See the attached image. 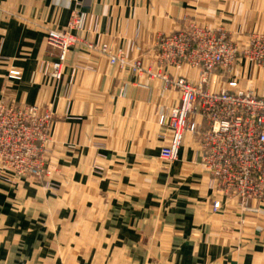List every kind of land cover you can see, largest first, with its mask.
Here are the masks:
<instances>
[{
  "label": "crops",
  "instance_id": "crops-1",
  "mask_svg": "<svg viewBox=\"0 0 264 264\" xmlns=\"http://www.w3.org/2000/svg\"><path fill=\"white\" fill-rule=\"evenodd\" d=\"M79 2L0 0V101L55 115L49 185L0 179V264H264V198L246 208L213 190L190 133L177 161L160 158L172 132L159 115L180 93L159 76L156 49L162 33L189 22L264 32V0ZM75 8L94 23L56 80L43 71L59 53L47 33L65 28ZM103 44L124 54L123 66ZM235 68L244 88L264 95V68L245 58ZM171 72L198 80L195 69ZM225 73L212 77L215 90Z\"/></svg>",
  "mask_w": 264,
  "mask_h": 264
},
{
  "label": "built area",
  "instance_id": "built-area-1",
  "mask_svg": "<svg viewBox=\"0 0 264 264\" xmlns=\"http://www.w3.org/2000/svg\"><path fill=\"white\" fill-rule=\"evenodd\" d=\"M81 5L79 0H73ZM94 18L75 8L68 25L47 33L49 45L58 49L57 60L43 63L44 74L60 80L72 47L81 40L79 33L88 30ZM193 23L160 37L157 48L164 68L161 76L170 88L180 93L177 107L159 116V123L171 129V139L162 146L160 158L168 163L178 160L186 133L199 144L200 163L209 175L210 187L248 207L264 198V96L239 88L237 79L228 80L221 90H211L210 77L217 71H230L239 55L264 65V37L252 40L240 49L227 34ZM99 48V44H90ZM106 51L107 45L100 46ZM112 64L124 60L112 57ZM198 70V80L191 81L181 70ZM136 67V66H135ZM10 78L21 79L12 69ZM55 115L49 109L24 103L0 101V179L16 185L24 179L45 181L53 173L49 147L53 142ZM223 208L222 200L213 204Z\"/></svg>",
  "mask_w": 264,
  "mask_h": 264
},
{
  "label": "rangeland",
  "instance_id": "rangeland-1",
  "mask_svg": "<svg viewBox=\"0 0 264 264\" xmlns=\"http://www.w3.org/2000/svg\"><path fill=\"white\" fill-rule=\"evenodd\" d=\"M191 23H193V24H195V25H197V26H202V25H200V24H198V23H194V22H189V23H186L183 27H181L180 29H182V28H185V27H187L189 24H191ZM205 27H208V28H210V29H212V30H214L213 32H215L216 30L217 31H222V32H225L226 34H227V37H228V40H230L232 43H233V45L234 46H237L238 48H240V49H245V48H247L250 44H251V42H252V40H256V39H258V38H262V37H264V32H262V31H249V32H244L245 34L242 36V35H238V34H236V32H233L232 30H230L229 28L227 29V28H225L224 26L223 27H220V28H216V27H209V26H205ZM180 29H178V30H180ZM177 31V30H176ZM173 32H175V31H173ZM173 32H171V33H173ZM171 33H162L160 36H159V38H158V41H159V39H160V37H162V36H166V35H169V34H171ZM158 41H157V44H158ZM157 44H156V49H157V56H158V65H159V68H162V64L160 63V61H159V51H158V48H157ZM100 50H101V48H100ZM103 53H105V54H110V56H111V58L112 57H116V58H120V60L122 59V60H125V58H124V54L122 53V52H120L119 54H113L112 53V51H111V49H110V47L107 45V49H106V51H103ZM241 57V58H240ZM239 58L240 59H242V58H245V57H243L242 55H239ZM239 59V60H240ZM245 59H247V60H249V61H252L254 64H256L257 66H259V67H261V68H264V65L263 64H261V63H259V62H257V61H254V60H252V59H249V58H245ZM238 60V61H239ZM238 61H236V62H234L230 67H229V69H230V71H228L227 70V73H225V76H226V78H228V80H230V77L231 78H236L237 79V77H236V65H237V62ZM124 63H125V61L123 62V63H121V66H123L124 65ZM117 64V63H116ZM136 66V67H135ZM151 68V67H150ZM150 68H148V69H150ZM186 68H191V67H189V66H184L182 69L184 70V69H186ZM181 69V70H182ZM191 69H193V68H191ZM134 70L135 71H144V67H143V64H142V62H139V61H136L135 63H134ZM172 71H175V69H171ZM181 70H179V71H181ZM149 72H152V71H150V70H148ZM159 71H162L161 69H159ZM158 71V72H159ZM197 72H198V70H196ZM223 71V70H222ZM221 71H217V72H215L211 77H210V79H209V82H208V86L209 85H212L211 86V90H213L214 88H213V84H214V79L212 80V77L213 76H215V74H218V73H220ZM223 72H225V71H223ZM173 73V72H172ZM174 74V73H173ZM192 81V80H191ZM197 81V80H196ZM238 81V85H239V88L240 89H243V90H249V91H251V92H253L254 94H256V95H258V96H264V95H260V94H258L257 92H255V91H253V90H251V89H247V88H244L241 84H240V82H239V80H237ZM194 82V81H193ZM166 86H167V84H166ZM168 88H170L169 86H167ZM215 90V89H214ZM218 91V90H217ZM170 110H172V109H170ZM170 110H165L164 112H168V111H170ZM163 113V112H162ZM160 116V115H159Z\"/></svg>",
  "mask_w": 264,
  "mask_h": 264
}]
</instances>
